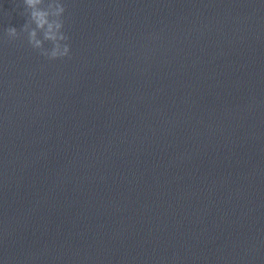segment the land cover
I'll use <instances>...</instances> for the list:
<instances>
[{
	"label": "clouds",
	"instance_id": "1",
	"mask_svg": "<svg viewBox=\"0 0 264 264\" xmlns=\"http://www.w3.org/2000/svg\"><path fill=\"white\" fill-rule=\"evenodd\" d=\"M44 4L45 0H24V5L29 11L28 20L22 30L28 34V43L34 49L40 50L41 55L52 60L68 57L70 45L66 41L69 38L63 31L62 19L65 7L60 0H50L46 7ZM38 33L42 34V39ZM7 34L12 38L19 35L15 27L7 28ZM45 42L51 43V50L44 48Z\"/></svg>",
	"mask_w": 264,
	"mask_h": 264
}]
</instances>
